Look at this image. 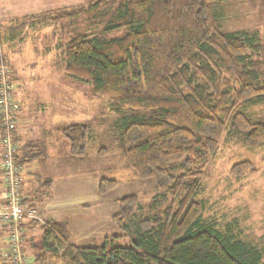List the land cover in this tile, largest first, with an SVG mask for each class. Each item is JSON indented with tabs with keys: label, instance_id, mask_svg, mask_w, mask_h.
<instances>
[{
	"label": "trees",
	"instance_id": "16d2710c",
	"mask_svg": "<svg viewBox=\"0 0 264 264\" xmlns=\"http://www.w3.org/2000/svg\"><path fill=\"white\" fill-rule=\"evenodd\" d=\"M222 1L91 0L13 20L17 26L8 35L26 24L87 17L84 31L58 44L65 73L88 84L93 96L132 111L114 122L128 164L140 179L154 181V209L168 201L157 214H141L135 195L119 199L113 222L128 237L125 246L114 243L120 235L106 236L98 246H75L65 221H45L38 241L27 239L35 262L56 257L62 264H264L261 249L205 220L198 199L203 169L223 137H237L250 148L264 145V115L254 112L264 106V79L253 60L260 38L222 31L215 12ZM61 132L69 155L82 157L87 126L71 123ZM44 154L37 142L26 141L17 159L28 163ZM114 186L102 178L97 191ZM40 187L48 196L52 181L42 180Z\"/></svg>",
	"mask_w": 264,
	"mask_h": 264
},
{
	"label": "rangeland",
	"instance_id": "374dc122",
	"mask_svg": "<svg viewBox=\"0 0 264 264\" xmlns=\"http://www.w3.org/2000/svg\"><path fill=\"white\" fill-rule=\"evenodd\" d=\"M89 1L7 0L10 6L19 8L25 4L35 7V11L15 12L8 19L0 20V63L10 70L22 122H26L22 141L37 142L45 152L42 157L23 163V188L33 197L41 217L45 221H65L69 243L75 246H98L104 237L113 235H120L114 243L125 246L130 244L129 239L113 222L120 214L119 199L135 195L140 205L137 212L141 214L151 209L157 214L168 201L154 209L153 200L159 192L154 181L140 179L128 164L126 148L114 122L132 111L107 97L93 96L88 84L65 73L58 44L84 31L87 17L76 21L64 18L45 25L26 24L17 27L22 30H12L9 35L5 32L17 26L13 20L25 15L69 9ZM215 12L222 31L258 34L261 50L253 60L259 63L264 79V0H225ZM115 34L119 32H112L110 36ZM258 107L254 109L255 114L264 115V106ZM71 123H83L88 129L84 154L79 158L69 155V140L61 132ZM241 161H248L250 166L236 165ZM87 172L96 174L97 179L114 180L115 186L104 194L94 191V195V186L80 182ZM46 179L53 184L51 199L49 195H41L40 184ZM198 199L204 203L205 220L264 253V145L250 148L237 137H223L203 169ZM29 236L38 241L40 230L33 226ZM26 250L32 264H62L56 257L37 263L30 245Z\"/></svg>",
	"mask_w": 264,
	"mask_h": 264
},
{
	"label": "built area",
	"instance_id": "2783aa9c",
	"mask_svg": "<svg viewBox=\"0 0 264 264\" xmlns=\"http://www.w3.org/2000/svg\"><path fill=\"white\" fill-rule=\"evenodd\" d=\"M18 105L9 71L0 63V262L4 264H32L27 239L33 225L38 229L45 225L23 188V163L17 159L22 148Z\"/></svg>",
	"mask_w": 264,
	"mask_h": 264
},
{
	"label": "crops",
	"instance_id": "0c3cea01",
	"mask_svg": "<svg viewBox=\"0 0 264 264\" xmlns=\"http://www.w3.org/2000/svg\"><path fill=\"white\" fill-rule=\"evenodd\" d=\"M45 9H49L48 7L47 8H45ZM32 11H35V7H29V5L26 7V5L25 4H23L22 6H19V8H18V6H10V5H8L7 4V0H0V20H6V19H8V17L12 14V13H17V12H20V13H22V12H28V13H31ZM6 32V31H5ZM3 42H6V39L3 37ZM17 98H18V96H16V100H17ZM20 104H22V103H20ZM16 116H17V118H19L20 119V122L21 123H19V129H20V137H21V140L23 139V134H25V130L23 129V127H24V125H25V123L26 122H22V117H21V106H19L18 105V109L16 110ZM23 142V141H22ZM81 160L83 159V161H84V159L85 158H80ZM91 173V172H90ZM92 174V173H91ZM95 175L96 174H92V175H90L89 174V172H87V173H85V178H82V181H80L81 182V184H87V183H90L92 186H94V188H95V190H93V193H94V195H96L95 194V192L94 191H96V193L99 195V193H98V191H97V182H98V180L99 179H97L96 177H95ZM52 187H53V184H52ZM52 187H51V189H52ZM24 190H26L25 188H24ZM49 199H51L50 198V193H49V197H48ZM94 198H98L97 196H94ZM51 201V200H50ZM84 205V204H83ZM44 218V217H43Z\"/></svg>",
	"mask_w": 264,
	"mask_h": 264
}]
</instances>
